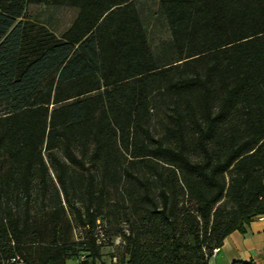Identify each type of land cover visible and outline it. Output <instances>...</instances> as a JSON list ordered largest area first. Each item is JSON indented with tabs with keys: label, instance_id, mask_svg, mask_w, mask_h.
Returning a JSON list of instances; mask_svg holds the SVG:
<instances>
[{
	"label": "trees",
	"instance_id": "trees-1",
	"mask_svg": "<svg viewBox=\"0 0 264 264\" xmlns=\"http://www.w3.org/2000/svg\"><path fill=\"white\" fill-rule=\"evenodd\" d=\"M157 1L160 61L133 0H0V264H210L264 213V0ZM41 3L77 9L60 37Z\"/></svg>",
	"mask_w": 264,
	"mask_h": 264
},
{
	"label": "rangeland",
	"instance_id": "rangeland-1",
	"mask_svg": "<svg viewBox=\"0 0 264 264\" xmlns=\"http://www.w3.org/2000/svg\"><path fill=\"white\" fill-rule=\"evenodd\" d=\"M140 15L143 27L146 32L148 43L153 50L155 57L168 59L171 53V36L164 16L160 13L157 0H133ZM77 15V9L68 6H58L49 4H28L19 19H28L37 25L46 26L57 37L67 30ZM126 227L125 222L119 224L107 223L109 240L102 246V255L105 261H109L111 255H115L113 261H120L123 256V244L119 236L114 232L118 228ZM84 230L75 227L73 236L76 240L83 237ZM82 253L68 259L66 264H77L81 261ZM99 264V263H97Z\"/></svg>",
	"mask_w": 264,
	"mask_h": 264
},
{
	"label": "crops",
	"instance_id": "crops-1",
	"mask_svg": "<svg viewBox=\"0 0 264 264\" xmlns=\"http://www.w3.org/2000/svg\"><path fill=\"white\" fill-rule=\"evenodd\" d=\"M235 260L264 264V213L252 218L244 232L228 233L210 258V264H228Z\"/></svg>",
	"mask_w": 264,
	"mask_h": 264
},
{
	"label": "built area",
	"instance_id": "built-area-1",
	"mask_svg": "<svg viewBox=\"0 0 264 264\" xmlns=\"http://www.w3.org/2000/svg\"><path fill=\"white\" fill-rule=\"evenodd\" d=\"M94 236H95V240L98 244L104 245L108 241V235L105 231L104 224L100 220H97V224H96L95 229H94ZM217 250H218L217 247L214 248L213 254ZM80 258H81V260L85 259L84 253L81 254ZM113 260H115V258H113ZM5 264H26V263L22 257H20L19 255H15V256L11 257L10 259H8L5 262Z\"/></svg>",
	"mask_w": 264,
	"mask_h": 264
}]
</instances>
